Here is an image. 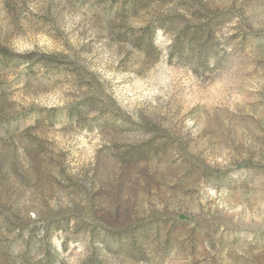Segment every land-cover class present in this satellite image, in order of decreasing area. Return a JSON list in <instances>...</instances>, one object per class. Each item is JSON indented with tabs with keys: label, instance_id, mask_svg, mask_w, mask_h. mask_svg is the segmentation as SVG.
<instances>
[{
	"label": "rangeland",
	"instance_id": "374dc122",
	"mask_svg": "<svg viewBox=\"0 0 264 264\" xmlns=\"http://www.w3.org/2000/svg\"><path fill=\"white\" fill-rule=\"evenodd\" d=\"M0 264H264V0H0Z\"/></svg>",
	"mask_w": 264,
	"mask_h": 264
}]
</instances>
